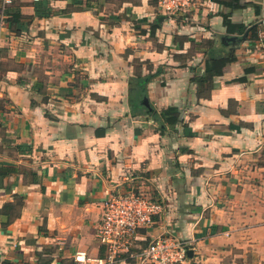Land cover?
Here are the masks:
<instances>
[{
	"label": "crops",
	"instance_id": "0c3cea01",
	"mask_svg": "<svg viewBox=\"0 0 264 264\" xmlns=\"http://www.w3.org/2000/svg\"><path fill=\"white\" fill-rule=\"evenodd\" d=\"M15 1L33 15L39 0ZM6 4L0 166L15 170L0 209L16 194L24 206L8 226L0 218V264L104 257L105 200L130 178L163 204L138 247L171 233L193 251L185 264H264V0H196L175 16L157 0H83L19 36ZM230 54L221 74L204 77L205 61ZM149 73L150 107L142 100L136 112L132 82ZM152 106L177 107L181 121L162 131Z\"/></svg>",
	"mask_w": 264,
	"mask_h": 264
},
{
	"label": "built area",
	"instance_id": "2783aa9c",
	"mask_svg": "<svg viewBox=\"0 0 264 264\" xmlns=\"http://www.w3.org/2000/svg\"><path fill=\"white\" fill-rule=\"evenodd\" d=\"M157 1L165 14L175 16L192 9L196 0ZM10 2L5 0V3ZM133 185L130 178L105 200L97 235L106 247L107 255L92 256L87 251H76L73 256L76 264H185L188 260L190 248L187 241L171 233L138 247L139 231L154 223V216L162 212L163 204L152 194Z\"/></svg>",
	"mask_w": 264,
	"mask_h": 264
},
{
	"label": "trees",
	"instance_id": "16d2710c",
	"mask_svg": "<svg viewBox=\"0 0 264 264\" xmlns=\"http://www.w3.org/2000/svg\"><path fill=\"white\" fill-rule=\"evenodd\" d=\"M84 8L83 0H71L70 4L66 8L56 10L49 4L48 0H39L35 3V14L25 15L22 12V5L12 0L11 3L6 4L4 7L5 23L8 26L10 32L16 36L22 35L25 31L29 30L34 20L38 18L48 17L55 14H68L73 10H81ZM245 28L242 26L240 32H244ZM234 54H230L226 58L214 57L212 61H205L206 71L205 78L211 77L214 74H221L223 72L222 63L231 62L236 59ZM219 60V61H218ZM222 61V62H220ZM161 68L157 71L159 74ZM157 73H149L146 75H138L137 79L133 81L134 88L130 92V101L132 103L134 111H142L144 105L142 100L147 97V85L155 77ZM203 76L199 77L197 74L194 75V82H200ZM43 81H38L35 84L36 90H41ZM149 114L159 124L160 129L163 131L167 127L173 128L177 123L181 121V113L175 106H170L164 109H157L152 106ZM185 132L188 135H192L187 125H184ZM15 170L13 167L0 166V185L3 183V179ZM24 206V196L15 195L12 201L6 202L0 209V218L2 219L3 226L6 227L14 222L22 213Z\"/></svg>",
	"mask_w": 264,
	"mask_h": 264
},
{
	"label": "water",
	"instance_id": "95a60500",
	"mask_svg": "<svg viewBox=\"0 0 264 264\" xmlns=\"http://www.w3.org/2000/svg\"><path fill=\"white\" fill-rule=\"evenodd\" d=\"M159 19H160V18H159ZM232 40H236V37H233ZM143 102L145 103V105H147L148 107H150V102H149V100H148L147 98H145V99L143 100ZM188 255H189V256H192V255H193V251H192V249H189V250H188Z\"/></svg>",
	"mask_w": 264,
	"mask_h": 264
}]
</instances>
